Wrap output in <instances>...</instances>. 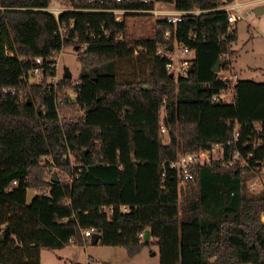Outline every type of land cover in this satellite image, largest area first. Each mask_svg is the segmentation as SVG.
<instances>
[{
  "label": "trees",
  "instance_id": "trees-1",
  "mask_svg": "<svg viewBox=\"0 0 264 264\" xmlns=\"http://www.w3.org/2000/svg\"><path fill=\"white\" fill-rule=\"evenodd\" d=\"M50 1L0 0V264H41L42 248L82 246L81 230L90 227L101 245L130 256L149 244L138 236L149 229L159 264H264V186L250 192L246 185L264 167V117H240L236 103L212 99L228 87L213 67L229 66L237 39L236 27L226 33L221 0H65L69 9L57 19L43 10ZM154 1L201 11L176 25L156 19L152 36L127 40L123 18L87 9H150ZM175 41L193 52L177 78L157 53ZM65 45L82 47L78 83H28L34 57ZM134 52L148 61L146 74L119 78L118 60ZM216 144L222 158L192 166L196 192L180 202L170 162ZM234 152L244 164L221 163ZM49 168L60 175L45 179Z\"/></svg>",
  "mask_w": 264,
  "mask_h": 264
},
{
  "label": "rangeland",
  "instance_id": "rangeland-1",
  "mask_svg": "<svg viewBox=\"0 0 264 264\" xmlns=\"http://www.w3.org/2000/svg\"><path fill=\"white\" fill-rule=\"evenodd\" d=\"M52 3L63 8H66L67 6L65 0H51L50 5ZM164 7L169 10L175 9L172 4L168 3H165ZM246 12V18L239 19L235 24L237 41L234 44V49L236 50L235 53H237V57H235L236 54L230 57L229 66L225 69L217 70L220 76H227L229 78L233 73H236L238 77L237 80L229 79L230 86L221 93V97L228 102H235V97L242 95V82L240 81V78L251 79L254 77V81L256 82L261 81L263 78L264 12L254 13L250 8L246 9ZM118 15L126 22L125 38L127 40H136L138 38L152 36L153 22L156 20L154 14L147 15L146 13L124 12V14ZM164 47L166 46L162 44L160 45V49L163 51L166 50ZM81 49L82 47H75L73 45H65L62 47L60 55L58 56V70L56 73L57 85L62 77H64L63 73L65 67L68 68L71 74L69 77L70 84L76 82L80 69L78 53ZM176 51L180 55V48L177 45H175L174 52ZM234 58L236 59L235 63ZM136 60V52H134L130 59L118 60L117 67L119 78H138L146 74L149 68L148 61L145 59ZM176 62L177 59L174 56L173 63L176 64ZM29 80L31 82L28 83H40L42 81L36 82L30 75ZM63 90L67 92L71 98L74 97L73 90L70 86H64ZM255 96L259 95L257 94ZM255 96L252 95L250 99L252 104L251 109H253V111H260L264 106V95L256 98ZM243 100L245 99L243 98ZM240 114L246 115L248 113L241 112ZM70 153L68 159L70 163L74 165L76 163V157L74 153ZM239 163L244 164V161L239 160ZM52 173L60 175V172H57L54 168H49L45 179H48ZM263 174L264 167H262V172L247 179L246 185L250 192H257L263 186ZM196 187V180L189 182L185 186H180V202H186L192 198L195 195ZM148 240L149 244L142 246L139 252L132 256L128 255L122 246H106L101 245L100 243L94 244L90 241L82 246L71 243L60 249L42 248V262L45 264H53L55 262H57V264H86L85 258L90 255L92 259L89 260V264H159L158 245L153 237L149 236Z\"/></svg>",
  "mask_w": 264,
  "mask_h": 264
},
{
  "label": "built area",
  "instance_id": "built-area-1",
  "mask_svg": "<svg viewBox=\"0 0 264 264\" xmlns=\"http://www.w3.org/2000/svg\"><path fill=\"white\" fill-rule=\"evenodd\" d=\"M87 2L91 3L94 1L104 2V0H86ZM131 0H112L113 3H120V2H127ZM143 3H148L151 0H140ZM51 2V1H50ZM260 2H264V0H221L220 5L217 7V9L224 10L226 12V19H227V34H234L235 33V24L239 19L246 18L247 12L246 7L252 6L255 4H258ZM165 3L160 1H154L152 8L150 9H124L119 7H108V8H87L88 10H103L110 12L114 14V17L116 20H120L121 16L118 14H124V12H136V13H147V14H154L156 19H165L168 22L173 23L176 25L184 15L187 14H197L201 10L198 8H194L191 10H169L164 7ZM69 9V7H59L56 4H49L47 7L43 8V10L48 11L51 13L56 19L58 18L59 14L65 10ZM253 10V8H250ZM57 32L62 37L65 33V24L63 22L58 21V27ZM167 34V32H166ZM119 36H122V34H119ZM175 45H177L180 48V55L175 50ZM62 47L59 51L52 52L47 57L42 56H36L33 60L32 67L27 71L25 74V78L27 82H31L29 80V75L35 79L36 82H40L41 80L45 79L46 83L49 85V87H52L53 89L57 88V80H56V73L58 70V61H59V55L61 52ZM166 50H161L160 45L157 49V53H164L168 57V61L165 63L166 70L172 74L174 78H177L178 76H185L187 74L188 69L191 67V60L193 57V52L186 46L183 45L177 41L173 43L170 47H164ZM189 54V55H188ZM174 56L177 59L176 64L173 63ZM180 56V57H179ZM45 70L50 71L48 75H45ZM48 78V79H46ZM222 79L228 80V87L230 86L229 79L237 80L236 73H233V75L229 76H221ZM32 80V81H33ZM75 83H78V80H76ZM227 87V88H228ZM226 88V89H227ZM10 90L9 88H3V91L6 92ZM225 90V89H224ZM222 90V91H224ZM213 95L212 99L217 100L221 97V93ZM162 131H165L164 127H161ZM238 137V131L237 128H233V138L236 139ZM255 143V141H254ZM221 150V147L216 144L211 149L208 150H198V151H190V152H184L183 154H180L175 160L171 161L169 166L172 167L176 172V177L178 181V186H185L189 182H192L195 180L194 172L192 171V166L196 164H204L208 163L211 160L215 159H221L222 155L219 153ZM70 152L67 151L64 153V157L68 158L70 156ZM69 160V159H68ZM239 160H242L239 157V154L237 152H234L232 156L229 158L228 161H221L222 164L226 165L227 167L233 166L236 162H239ZM244 161V160H243ZM164 175V174H163ZM163 179V178H162ZM17 182L16 180H12L11 184L15 185ZM263 186H264V177H263ZM47 191H45L46 193ZM123 210L127 211V207L123 206ZM108 210H111V207L108 208ZM260 219L264 221V211L261 212ZM93 232H99L96 228L90 227V228H84L81 230V233L84 238L87 239V241L91 240V235ZM100 233V232H99ZM140 238H143V232H140L138 235Z\"/></svg>",
  "mask_w": 264,
  "mask_h": 264
},
{
  "label": "crops",
  "instance_id": "crops-1",
  "mask_svg": "<svg viewBox=\"0 0 264 264\" xmlns=\"http://www.w3.org/2000/svg\"><path fill=\"white\" fill-rule=\"evenodd\" d=\"M248 8H253V12L254 13H263L264 12V2H260L258 4L252 5L251 7L250 6L246 7V9H248ZM236 32H237V30H236ZM236 41H237V39H236ZM235 42L232 43L233 44L232 45L233 49H234ZM235 54H236L235 57H237V53H235ZM235 61H236V59L234 58V63H235ZM262 77L263 78L259 82L254 81V77H252L251 79H247V78L246 79H242V78H240V81L242 82L241 83V94L242 95L241 96H236L235 97V102H234L238 106V111H240L239 112L240 117H249L250 116V117L256 118V119L264 117V106L260 109V111H258V110L253 111V109H251V105L252 104H251V101H250L252 95H254V96L257 95V94L259 95V96H255V98L256 97H262L264 95V72H263ZM243 98L245 100H243ZM239 101L242 104H245L248 107V109L247 110L241 109ZM241 112H246L248 114L242 115V114H240ZM97 243H100L99 239L94 244H97ZM60 248H64V246L60 247ZM60 248H58V249H60ZM41 251H42V249H41ZM41 251H40V262H41V264H45V263L42 262ZM88 256H86V258H85V263L86 264H89V260L92 259V257L90 255H88ZM53 264H57V262H55Z\"/></svg>",
  "mask_w": 264,
  "mask_h": 264
},
{
  "label": "water",
  "instance_id": "water-1",
  "mask_svg": "<svg viewBox=\"0 0 264 264\" xmlns=\"http://www.w3.org/2000/svg\"><path fill=\"white\" fill-rule=\"evenodd\" d=\"M213 70L214 71L218 70V64L217 63L214 65ZM63 76L64 77H70L71 76L68 68H66V67L64 68ZM170 76H172L171 73H170ZM37 110H39V106H37ZM85 152H86L85 150L81 151L82 157L84 156ZM32 195H33V191L29 190L28 193H27V199L29 200ZM100 236H101V234L99 232H93L92 235H91V240H90L91 243H96L98 241V239H100ZM149 236H150L149 229H145L144 232H143V240L147 241Z\"/></svg>",
  "mask_w": 264,
  "mask_h": 264
}]
</instances>
